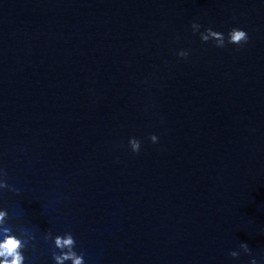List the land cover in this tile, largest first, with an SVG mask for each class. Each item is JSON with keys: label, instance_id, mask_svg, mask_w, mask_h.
I'll use <instances>...</instances> for the list:
<instances>
[{"label": "water", "instance_id": "obj_1", "mask_svg": "<svg viewBox=\"0 0 264 264\" xmlns=\"http://www.w3.org/2000/svg\"><path fill=\"white\" fill-rule=\"evenodd\" d=\"M0 168L25 264H264V0H0Z\"/></svg>", "mask_w": 264, "mask_h": 264}, {"label": "clouds", "instance_id": "obj_2", "mask_svg": "<svg viewBox=\"0 0 264 264\" xmlns=\"http://www.w3.org/2000/svg\"><path fill=\"white\" fill-rule=\"evenodd\" d=\"M193 33H199L203 42L210 40L215 42L218 48L227 47L229 44H235L243 47L249 42V35L245 30L239 28H232L227 33V37L223 32L215 31L212 27L206 28L203 32L200 31L202 25L193 22L191 25ZM239 50V48H237ZM178 56L187 58L189 56L188 50H180ZM153 143H158L159 138L155 134L150 136ZM129 147L134 153H139L141 149V141L135 137L129 139ZM0 190H7L19 194L20 189L7 182V171L0 168ZM2 195V192H0ZM9 212L7 209L0 210V264H25L26 257L24 251L32 247L34 250L37 239L34 231L25 228L14 227L8 223ZM19 232V236L16 234ZM43 240L45 243L53 241V248L51 256L55 264H66L71 261V264H85L84 253L76 251L77 242L71 232H66L62 235H53L49 229L44 235ZM240 249L247 255L252 256V249L247 243H241ZM230 256L237 258L240 256L239 251H231ZM250 264H258L255 257L251 260Z\"/></svg>", "mask_w": 264, "mask_h": 264}]
</instances>
